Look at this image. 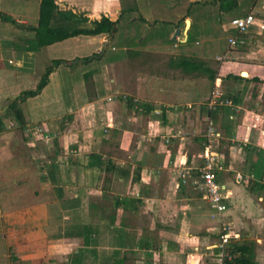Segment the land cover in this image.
Wrapping results in <instances>:
<instances>
[{
	"label": "crops",
	"instance_id": "crops-1",
	"mask_svg": "<svg viewBox=\"0 0 264 264\" xmlns=\"http://www.w3.org/2000/svg\"><path fill=\"white\" fill-rule=\"evenodd\" d=\"M17 1L0 0V10L22 25H37L40 0L26 1L25 8ZM194 1L56 0L61 9L91 20L103 15L116 20L124 9L134 16L114 38L78 35L39 50L28 49L32 29L9 28V21L0 19V103L37 87L51 60H69L54 68L40 94L21 104L36 169L9 172L8 165L27 161L4 158L8 150L0 146V179H37L44 189L32 194L13 189L6 193L9 202L0 200V264H114L116 257L125 258L122 264H213L220 221L195 184L210 120L223 133L224 167L216 171L228 194L223 220L239 234L235 241H255L256 260L264 264V0L248 11L256 22L245 34L246 44H228L224 59L214 64L182 46L196 21V15H188ZM240 4L229 13L203 17L229 36V20L247 13L243 8L249 6ZM138 15L150 22L137 25ZM162 20L172 28L142 43L150 24ZM145 25L144 31L138 27ZM178 29L174 43L179 42L180 52L165 41L174 39ZM120 36L121 47L114 43ZM231 49L235 55L227 56ZM185 56L203 61L215 78L184 70L180 59ZM96 59L100 73H93L99 69ZM81 64L91 66L66 85L65 74L71 76ZM132 68L139 70L137 77L129 76ZM53 82L64 92L38 106L49 113L35 114L32 107ZM216 88L232 103L209 108ZM49 137L52 143H44L48 153L36 157L41 139ZM183 171L189 172L186 181Z\"/></svg>",
	"mask_w": 264,
	"mask_h": 264
},
{
	"label": "trees",
	"instance_id": "trees-1",
	"mask_svg": "<svg viewBox=\"0 0 264 264\" xmlns=\"http://www.w3.org/2000/svg\"><path fill=\"white\" fill-rule=\"evenodd\" d=\"M242 5L251 6L256 4L257 0H196L192 2L188 7V15H196V21H194L188 31V36L185 42L182 43V46L193 45L201 34L199 28L198 19L206 14L207 12H218L221 15V12L229 13L236 8ZM130 11L123 10L121 16L113 20L109 16L103 15L100 19L91 20L83 13H75L72 10L61 9L56 2V0H40L39 7V19L37 25H22L17 23L16 20L9 14L0 10V19L3 21H11L17 23L19 26H23L34 31V36L28 40V49L30 50H39L45 46L53 44L58 41L65 40L70 37L78 35H100L107 34L111 38H114L120 31H122V26H124L123 19L127 13ZM249 13V12H247ZM246 13V14H247ZM219 15V16H220ZM143 23H147V19L141 16ZM184 22V18L182 23ZM222 22V20L220 21ZM141 23V22H140ZM160 23L159 25H156ZM171 28L173 24L165 21H155L150 24V30L147 32L146 37L142 43H145L149 37L154 36L156 32H164L167 30V26ZM156 26L154 31L153 27ZM125 27V26H124ZM142 31L146 29L145 26H138ZM169 28V29H171ZM227 29L236 33L237 31L231 25V19L227 24ZM167 43H174L176 38L172 39L170 36L165 40ZM90 59V57H86ZM181 66L184 67V70L188 72H207L208 76L212 79L215 78L214 71H212L203 61L193 57H183L180 59ZM63 62H69L66 59H55L50 65H46L45 71L41 76V79L36 88L23 90L18 96H16L9 104L6 113L0 117V134L6 130L4 123L5 118H11L17 120L20 125L26 127V118L21 107L23 101L30 97H34L42 92L44 87L48 84L50 74L54 68ZM230 77H243L241 75L229 74ZM229 96H226L227 98ZM230 251L236 254V262L239 264H251L256 261L255 253V241L248 240H239L233 241L230 243ZM125 261L124 257H116L114 264H122Z\"/></svg>",
	"mask_w": 264,
	"mask_h": 264
},
{
	"label": "rangeland",
	"instance_id": "rangeland-1",
	"mask_svg": "<svg viewBox=\"0 0 264 264\" xmlns=\"http://www.w3.org/2000/svg\"><path fill=\"white\" fill-rule=\"evenodd\" d=\"M26 1H28V0H18L17 2L20 5L23 4L22 6H24L27 3ZM33 4H35V6H36L35 2ZM8 5H7V3L1 4V6L5 7L6 9H8V11L13 12V13H15V15H17L16 14L17 11L13 10L12 6L9 3H8ZM23 8H25V6ZM248 11H250V7L243 8V13H246ZM3 12L8 13L6 11H3ZM255 14H259V13H255ZM130 16L132 17L134 15H132L131 12L130 13L128 12L125 15V17H124L123 22L125 20H127V19H130L131 18ZM139 17L141 19V15ZM13 18L16 20V17H13ZM229 18L230 17H228L226 19L228 20ZM137 22H136L137 25L138 24L139 25L142 24V23H140L142 21H137ZM147 22H150V21L147 20ZM165 22H167V21H165ZM198 22H199V25H200L199 30L201 32V34L199 35V38H198L199 40L196 41L193 45H188L186 50L189 53L195 54V56H197V55H199L201 57H203V56L205 57L206 56V58L208 60H210L212 64L217 63L219 61V59H220L219 57L223 56L222 54L227 50V45H228V37L227 36H228V33L224 29L222 30V26H219L218 24H216L214 22V20H207L206 18L201 16L198 19ZM8 23L10 24V25H8V26H10L9 28H12V27L18 28L19 27V25L17 24L18 22L14 23V22L9 21ZM159 24L160 23H158L156 25H159ZM170 27H171V25L167 26L168 29ZM155 28H156V26L153 27L154 31L156 30ZM122 30H124V26H122ZM209 37L213 38V40H210L211 43L209 41H207V39H209ZM116 40L117 41H115L114 43L118 42L119 46L121 47L122 43H123V40H122L121 36L116 38ZM170 46H172V48L174 47L173 48L174 51L180 52V49H179L180 44H179V42H176V43H174V45H170ZM166 47H169V46H166ZM207 50H209V51H207ZM234 50L235 49H231L229 52H227L228 53L227 56L228 55L229 56L235 55V53H231ZM223 59H220V60H223ZM98 60L100 61V59H96V61L94 60L96 62V64H95L96 68H99V64L101 65V62H99ZM74 61L77 62L78 59H72L70 62L74 63ZM157 61H159V59ZM52 63H53V61L51 60V64ZM66 63H68V62H63V63H60L59 65H63V64H66ZM160 64H162V63H160ZM47 65H50V64L47 63ZM90 66L91 65H88V66L84 67V65L81 64L76 70L73 69V72L71 73L72 74L71 76L68 75V74H65V76L63 77L62 80H65V79L67 80V84L66 85H69V83L73 84V83L77 82V79H79L78 78L79 77V73L84 71V70H86V69H88ZM155 66H156V68H155ZM155 66H153V69L151 70L152 72L156 71L155 69H157L159 67L157 65H155ZM56 67H58V65ZM99 70H100V68L96 69V70H93V73H94V71H95V73L99 72ZM129 72H130L129 76L137 77L139 70L136 71L134 68H132V70H130ZM53 84H54V86H53ZM53 84L46 91L45 95H43L39 99V101H36L37 102L36 106L32 107L33 112L35 114L42 113L41 115H44V114L49 113V110H42L38 106L42 105L41 103L43 102V100H47V99L49 100L54 95L64 92V91L60 90L61 89L60 85H58L57 83L55 84V82H53ZM68 87H70V86H68ZM207 87H210V86L207 85L206 88ZM66 91H67V88H66ZM103 91H105V88L103 89ZM19 94L14 95V96L10 95V96L5 97V99H3V101L0 103V117H2L6 113L10 102L16 96H18ZM20 104H22V103H20ZM191 109H193V108H191ZM4 123H5V126H6V130L1 135L2 136L4 135L5 137L1 136V138H0V146L1 147L4 146L8 150L7 151L8 153L4 154V158H6L8 160H11L13 157L14 158L21 157V158H24L27 161V165H14V166L13 165H8V168H10L8 171L9 172L11 171V173H14V174H16L17 170H22V171L23 170H27V171L30 170V171L33 172V170L36 169L35 168L36 166H34L32 164V162H31L32 161L31 158H32V156H34L33 153H32L34 151V148H32L29 145V143L27 142V140H28L27 139V134H26L27 133V131H26L27 128L26 127L23 128L20 125V123L17 122V120H14V119H11V118H5L4 119ZM36 128H39L41 133L45 134L47 132L46 130H42L41 127H39V126L36 127ZM205 131H206V128L204 130V133H205ZM42 136H43V134H42ZM46 138L48 139V136ZM51 139H52L51 137H49V140L41 139V140H43V143L42 142L39 143L38 147L41 150H40V152L38 154L35 155L36 157H38V158L42 157V155L40 153H42L43 150H44V152L46 151L45 152L46 154L48 153L47 149H44V143L46 145H48L49 143L51 144L52 143ZM194 142H195L194 145L199 147V145H198V144H200L199 138L195 139ZM22 167H23V169H21ZM10 177H12L13 179L12 180L11 179H7V180L0 179V200L3 201V203L5 201L9 202L11 200V196L10 195H6V193L7 194L11 193L13 189L16 190L17 192L20 190L21 193H28V191H29L30 194H32V192L34 190H38V191L44 190V189H42V184L43 183L41 181L37 180V179H32V180H28V179L24 180L23 179V180H21V179H17V177H14L13 175L12 176L10 175ZM23 198L25 199L26 197H23ZM1 232H4V229H2ZM10 253L11 252H9V254ZM87 262L88 263H86V264H90V261H87ZM64 264H70V262L67 261V263H64ZM131 264H132V262H131Z\"/></svg>",
	"mask_w": 264,
	"mask_h": 264
},
{
	"label": "built area",
	"instance_id": "built-area-1",
	"mask_svg": "<svg viewBox=\"0 0 264 264\" xmlns=\"http://www.w3.org/2000/svg\"><path fill=\"white\" fill-rule=\"evenodd\" d=\"M256 22V17L253 12H249L243 16L233 17L231 19L232 27L237 31L228 36V44L231 48L243 46L247 42L245 34L249 31L252 25ZM225 56H220L223 59ZM232 101L223 97L221 89L216 88L212 92V96L208 101L209 108H216L218 105L231 104ZM205 144L203 150V164L199 168L200 178L195 180V184L204 194L213 209L212 216L219 219L218 240L214 244L213 264H239L236 262V254L230 251V243L239 237L232 226L223 220L224 213L228 210V194L225 186L217 178V170L223 169L221 162V141L223 133L218 128L213 120L207 124L205 131ZM189 175L188 171H183L181 176L183 181H186ZM238 179L242 178V174H238ZM251 264H262L261 261H255Z\"/></svg>",
	"mask_w": 264,
	"mask_h": 264
},
{
	"label": "water",
	"instance_id": "water-1",
	"mask_svg": "<svg viewBox=\"0 0 264 264\" xmlns=\"http://www.w3.org/2000/svg\"><path fill=\"white\" fill-rule=\"evenodd\" d=\"M179 33H180V29H178V30L176 31V33H175V35H174V38H175ZM106 45H107V43H106Z\"/></svg>",
	"mask_w": 264,
	"mask_h": 264
},
{
	"label": "bare ground",
	"instance_id": "bare-ground-1",
	"mask_svg": "<svg viewBox=\"0 0 264 264\" xmlns=\"http://www.w3.org/2000/svg\"><path fill=\"white\" fill-rule=\"evenodd\" d=\"M244 74L248 75V73H247V72H244Z\"/></svg>",
	"mask_w": 264,
	"mask_h": 264
}]
</instances>
